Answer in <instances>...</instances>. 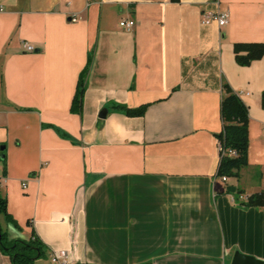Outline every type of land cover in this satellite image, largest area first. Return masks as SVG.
I'll use <instances>...</instances> for the list:
<instances>
[{
    "label": "crops",
    "instance_id": "0c3cea01",
    "mask_svg": "<svg viewBox=\"0 0 264 264\" xmlns=\"http://www.w3.org/2000/svg\"><path fill=\"white\" fill-rule=\"evenodd\" d=\"M217 7L227 23L204 25ZM236 43H264V0H0V192L18 226L0 222L42 243L33 264L264 261V207L245 205L264 191V55L240 65ZM224 83L249 108L248 165L226 181Z\"/></svg>",
    "mask_w": 264,
    "mask_h": 264
},
{
    "label": "trees",
    "instance_id": "16d2710c",
    "mask_svg": "<svg viewBox=\"0 0 264 264\" xmlns=\"http://www.w3.org/2000/svg\"><path fill=\"white\" fill-rule=\"evenodd\" d=\"M234 52L237 62L247 66L252 61L260 59L264 55V43H236ZM84 95V81H79L78 91L73 101V109L82 107ZM261 104L264 109V91L261 96ZM115 108L123 110L127 115L142 116L147 105L131 109L125 105H115ZM221 118L223 130L217 135L222 145L220 163L217 175L219 177H239L242 168L248 165L249 154V108L240 96L227 84H223V98L221 101ZM233 150L234 155L227 151ZM225 151V152H224ZM7 198L0 192V216L7 222L17 223L8 212ZM247 206L264 207V191L252 194L248 197ZM0 247L7 254L12 264H33L43 253L42 243L36 239H11L9 233L0 222Z\"/></svg>",
    "mask_w": 264,
    "mask_h": 264
},
{
    "label": "built area",
    "instance_id": "2783aa9c",
    "mask_svg": "<svg viewBox=\"0 0 264 264\" xmlns=\"http://www.w3.org/2000/svg\"><path fill=\"white\" fill-rule=\"evenodd\" d=\"M218 3V0H216ZM71 21H77V16L73 15ZM228 21V13L217 7L215 10H207L202 13V23L204 25H209L211 22H216L220 27L224 26ZM134 20L125 19L120 22V26L126 29H132L134 27ZM25 48L27 51H33L34 47L32 45L26 44ZM264 133V130H263ZM222 151V145L219 142V152ZM225 152V151H224ZM230 155H234L233 150L227 151ZM222 181H226L228 177H221ZM25 186V184H23ZM51 260L57 264H65L69 260L68 251L64 249L53 250L51 252Z\"/></svg>",
    "mask_w": 264,
    "mask_h": 264
},
{
    "label": "water",
    "instance_id": "95a60500",
    "mask_svg": "<svg viewBox=\"0 0 264 264\" xmlns=\"http://www.w3.org/2000/svg\"><path fill=\"white\" fill-rule=\"evenodd\" d=\"M107 116V109H104L100 113V117L105 118ZM232 264H264V261L258 260L253 256L242 254L241 252H236L234 254Z\"/></svg>",
    "mask_w": 264,
    "mask_h": 264
}]
</instances>
